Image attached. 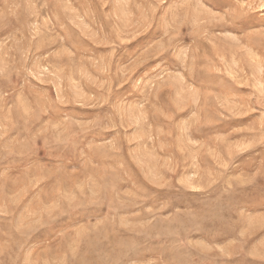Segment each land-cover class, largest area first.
<instances>
[{"label": "rangeland", "instance_id": "obj_1", "mask_svg": "<svg viewBox=\"0 0 264 264\" xmlns=\"http://www.w3.org/2000/svg\"><path fill=\"white\" fill-rule=\"evenodd\" d=\"M0 264H264V0H0Z\"/></svg>", "mask_w": 264, "mask_h": 264}]
</instances>
